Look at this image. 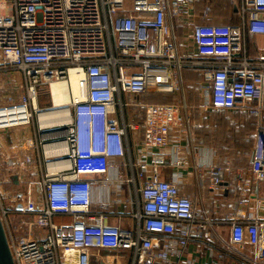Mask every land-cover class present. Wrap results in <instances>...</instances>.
<instances>
[{
	"label": "built area",
	"instance_id": "built-area-1",
	"mask_svg": "<svg viewBox=\"0 0 264 264\" xmlns=\"http://www.w3.org/2000/svg\"><path fill=\"white\" fill-rule=\"evenodd\" d=\"M228 3L237 23L208 21L211 0H0V72H20L24 87L18 100L0 104V132L30 131L4 159L14 172L0 179V219L14 264H172L170 255L180 257L190 241L216 239L221 224L229 226L227 251L264 264V216L243 208L264 210V58L248 53L249 36L264 35V0ZM186 68L199 73L206 106L244 110L256 121L253 179L239 178V197L224 219L179 191L181 172L159 176L171 132L191 135ZM61 81L68 99L58 105L51 85ZM43 87L50 104L38 102ZM151 91L178 100L135 101ZM54 108L43 124L41 112ZM230 170L229 160L211 159L198 175L216 187ZM253 180L262 182L260 194ZM124 183L129 190L116 200L132 207L128 228L106 221L107 196L93 208L94 188L123 191ZM14 215L22 216L25 235L12 231ZM209 249L222 264L224 253Z\"/></svg>",
	"mask_w": 264,
	"mask_h": 264
},
{
	"label": "crops",
	"instance_id": "crops-1",
	"mask_svg": "<svg viewBox=\"0 0 264 264\" xmlns=\"http://www.w3.org/2000/svg\"><path fill=\"white\" fill-rule=\"evenodd\" d=\"M202 6L203 3H200L198 9L202 8ZM210 13L212 14V17L208 19L210 22L233 24L237 23L239 20L238 12L235 7H232L228 3V0H211ZM176 31L178 35H181L182 29L180 26L176 28ZM189 50L190 52L193 51L192 48H189ZM248 53L253 57L257 56L264 58V35L249 36ZM183 73L188 97L193 99L190 100V107L195 109L198 115H202V123L194 125V133L191 132L192 128L189 126L190 137H186L184 136L185 134L178 132L179 129L171 132L168 144L163 147V152L167 159L164 165L159 166V176L162 179H170L174 173L181 172L179 191L192 197L198 209L204 208L207 210L208 214L215 219H224L232 212V205L239 197L237 188L239 178L249 177L253 179V176L249 170L248 164H235L237 155L234 148L238 147L233 143L230 127L228 129L226 126H223V134L219 129V126L216 125L217 121L216 123L211 124L208 122L206 123L205 120L214 115L215 119L221 115L229 116L234 119V117L231 116L237 113H234V111L217 113L220 111H215L211 107L206 106L202 91L198 85L195 84V81L200 77L199 73L191 69H185ZM243 112L245 111L243 110ZM21 130L24 131L20 132ZM4 135H9L10 139L6 138ZM28 136H30L28 128L20 127L2 131L0 132V141L4 144L0 142V147L1 144L2 147L9 145L7 143L9 140L11 142V148L7 150L11 152L15 151L19 148L18 145L21 141ZM175 144L178 145L177 148ZM243 148L245 149L244 152L246 154L248 149L246 146ZM153 150L157 151L156 148ZM132 154L133 157L137 156V153L134 151H132ZM175 158L181 159L182 164L176 165L174 163ZM211 159L216 163H222L224 159H227L231 163L230 172L225 175L224 180L216 187L209 186L207 177L201 178L200 175H198V170H203L206 163ZM117 161H122V159H117ZM251 187L252 190H255V187H258L259 189V183H256L253 180ZM128 190L129 186L127 183L123 184V191H116V189L111 186L103 190L100 188H94L93 208L99 209L102 207L100 201L107 196L110 200L104 207H107L112 214L106 217V221L110 224L118 223L125 228L132 226V220L127 214L132 207L128 204L118 203L116 200L118 197L127 194ZM243 208L254 212V214H257L258 216H264V210L262 209H256L250 205L247 207L243 206ZM117 212H121L123 215L118 218L115 215ZM55 219L58 222H68L70 220L68 216H56ZM216 232L218 233L216 239L203 240V242L200 243V246L197 245L196 241H190L180 257L177 255H170V262L172 264H215L217 256L215 253H211L209 249V246H213L216 252L224 253V257L221 259L222 264H248L243 259L237 257L234 253L225 249L223 244L228 242L229 226L221 224L217 226ZM243 252L250 256L252 252L250 246H247ZM91 261L92 264H99L93 259Z\"/></svg>",
	"mask_w": 264,
	"mask_h": 264
},
{
	"label": "rangeland",
	"instance_id": "rangeland-1",
	"mask_svg": "<svg viewBox=\"0 0 264 264\" xmlns=\"http://www.w3.org/2000/svg\"><path fill=\"white\" fill-rule=\"evenodd\" d=\"M182 32V31H181ZM184 52L186 54H189L190 50L188 48L184 49ZM184 88H185V98L187 103V116L189 121V126L191 129V132L194 133V125L200 124L202 115H198L197 111L195 109H192L190 106V100H193L192 98L188 97L185 82H184ZM24 87L22 83V77L20 72H17L15 70H6L3 72H0V104L7 103L10 99L13 101L18 100L20 95L23 93ZM152 96V95H151ZM149 95H145L144 98L141 97V100L143 102L146 101H170L174 102L177 101L178 98L175 94L170 95H164L162 97H158L160 99H153V100H147L150 99ZM38 102L41 105H46L51 103V97L48 91L47 87H43L40 89ZM135 111L142 112L140 108L135 109ZM194 116V117H193ZM222 116V117H221ZM220 117H217L215 119V115L213 117L207 118L205 122L207 123H216L217 126H219V129L223 132V126H226L228 129L230 127L231 135L233 138V143L238 148H234V151H236V163L239 165L243 164H249V154L252 149L253 143H254V133H255V118L251 116L248 112H242L239 115L235 114L231 117H235L236 119H232L228 117L227 119H223L224 115H221ZM35 119H33V126L35 124ZM30 129L32 127H29ZM19 131V130H18ZM24 130H21L22 132ZM12 133V132H11ZM216 133V130H215ZM224 134V132H223ZM6 138L10 139L9 135H4ZM5 140V139H4ZM3 140V141H4ZM3 143L2 141H0ZM7 143L9 145H6L0 149V179L7 178V175L13 173V169H8L5 166L4 159L6 158V154L11 151L7 150L11 148V142L8 140ZM4 144V143H3ZM247 147L248 152L245 154V149L243 147ZM230 155V154H228ZM235 155V154H234ZM246 157V158H245ZM262 188V182L259 181V189L258 193H261ZM11 228L12 231L16 235H25L27 232L26 226L22 222V216L21 215H14L11 216Z\"/></svg>",
	"mask_w": 264,
	"mask_h": 264
},
{
	"label": "bare ground",
	"instance_id": "bare-ground-1",
	"mask_svg": "<svg viewBox=\"0 0 264 264\" xmlns=\"http://www.w3.org/2000/svg\"><path fill=\"white\" fill-rule=\"evenodd\" d=\"M71 84L73 86V89L75 91V75L71 74ZM67 85L64 81L61 82H54L51 85V92L53 94V98L56 104L60 105L62 103H65V101L68 99V94L66 92ZM59 109H52L48 111L41 112L39 120L44 124L48 121L49 118L52 117V115H55L58 112Z\"/></svg>",
	"mask_w": 264,
	"mask_h": 264
},
{
	"label": "trees",
	"instance_id": "trees-1",
	"mask_svg": "<svg viewBox=\"0 0 264 264\" xmlns=\"http://www.w3.org/2000/svg\"><path fill=\"white\" fill-rule=\"evenodd\" d=\"M186 69H189V68H186ZM192 70V69H191ZM194 71V70H193ZM145 95H149V97H151L150 99H147V100H153V99H160V98H158V97H162V96H164V95H170V93H164V92H145V93H143V94H141V95H138L137 97H135L134 99H135V101H137V102H143L142 100H141V97H143L144 98V96ZM152 95V96H151ZM146 102H154V103H156V102H166V101H146ZM137 108H140V106H138V105H133L132 106V110L134 111V113H135V120L136 121H139V120H141V118H142V112H139V111H135V109H137ZM141 109V108H140ZM141 111H142V109H141ZM224 111H230V110H222V111H220V112H217V113H223ZM231 112H233V111H231ZM243 111H234V113H237V115H239V113L241 114ZM229 116H224L223 117V119H227ZM234 119H236L235 117H234ZM140 134V133H139Z\"/></svg>",
	"mask_w": 264,
	"mask_h": 264
},
{
	"label": "water",
	"instance_id": "water-1",
	"mask_svg": "<svg viewBox=\"0 0 264 264\" xmlns=\"http://www.w3.org/2000/svg\"><path fill=\"white\" fill-rule=\"evenodd\" d=\"M0 264H14L11 256V252L9 250L6 232L1 219H0Z\"/></svg>",
	"mask_w": 264,
	"mask_h": 264
}]
</instances>
